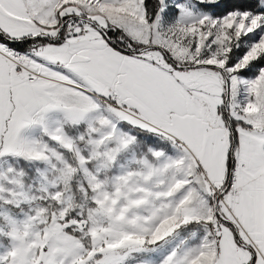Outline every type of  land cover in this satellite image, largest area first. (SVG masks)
<instances>
[{
  "label": "snow or ice",
  "instance_id": "snow-or-ice-1",
  "mask_svg": "<svg viewBox=\"0 0 264 264\" xmlns=\"http://www.w3.org/2000/svg\"><path fill=\"white\" fill-rule=\"evenodd\" d=\"M0 264H264V0H0Z\"/></svg>",
  "mask_w": 264,
  "mask_h": 264
}]
</instances>
